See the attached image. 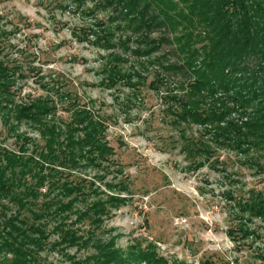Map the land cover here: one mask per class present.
Masks as SVG:
<instances>
[{
  "label": "rangeland",
  "instance_id": "rangeland-1",
  "mask_svg": "<svg viewBox=\"0 0 264 264\" xmlns=\"http://www.w3.org/2000/svg\"><path fill=\"white\" fill-rule=\"evenodd\" d=\"M128 25L121 9L98 0H0L8 97L47 112L10 116V125L0 120V142L15 150L23 144L36 159L40 150L48 154L41 120L60 141L66 131L80 140L59 144L62 163H44L55 168L47 179L78 184L74 211L100 204L97 226L88 219L75 225L129 256L122 264H145L144 252H156L162 264H264V135L245 134L263 116L264 98L246 95L245 73L227 69L236 80L229 92L193 88L207 69L201 57L183 65L167 52L175 44L155 48V38L150 44ZM164 33L159 27L152 35ZM211 108L222 113L213 118L205 112ZM61 252L41 254L51 264H77L95 247Z\"/></svg>",
  "mask_w": 264,
  "mask_h": 264
},
{
  "label": "trees",
  "instance_id": "trees-1",
  "mask_svg": "<svg viewBox=\"0 0 264 264\" xmlns=\"http://www.w3.org/2000/svg\"><path fill=\"white\" fill-rule=\"evenodd\" d=\"M98 1L106 2L107 6H114L116 10L121 9L128 20V27L137 31L138 36L151 38L150 44L155 38V48L164 43L175 44V48L169 47L167 52H175L182 57L183 65L193 63L201 57L200 66H206L207 69L201 72L202 80L200 77L198 81L192 82L193 88H206L208 93L214 94L221 87L227 93L236 81H230L228 72L234 71L241 76L245 73V78L239 80V83L240 88L244 87L242 90H246V95L250 92L253 99L264 98V0ZM159 27L165 35H152ZM10 67L0 62V88L6 95L5 98L0 97V112L4 113L3 116L0 114V120L10 125V116L17 121L34 120L32 114L35 113L39 118L47 113L36 101L25 106L8 97L13 84L8 78ZM246 76L251 78L248 80ZM234 77L237 79V76ZM1 78L5 80L1 81ZM242 90L240 94H243ZM241 99L245 100V95L237 98ZM220 105L226 107L223 103ZM221 111L211 108L205 112L214 118ZM260 115L263 116L248 123L245 134L264 135V113L260 112ZM43 123L45 127L40 128V132L46 137L45 149L48 154L40 150L38 159L27 155L23 144L15 150L0 142V264H51L41 252L50 247L60 252L63 250L61 253L65 254L64 249L69 245L95 247V254L76 262L77 264L128 262L130 257L118 251L112 243L95 241L94 231L87 229L81 232L76 227L75 224L83 219H88L92 225L99 224L100 216L96 215L104 213V209L97 202L73 210L76 198L72 194L77 191L78 184L73 183V180L59 184L53 179L55 168L46 167L44 163L48 160L50 163L60 162L57 155L59 144L76 147L81 142L75 141L68 131L61 134L63 140L60 141L59 133L53 132L46 121L41 120L40 124ZM92 138L96 137H89ZM71 160L73 158L69 161ZM46 168L49 170L48 174L45 172ZM50 174H53V178L47 179ZM46 181L50 185L44 192L42 189L45 188ZM51 186L59 188L61 192L51 191ZM60 194L71 198L66 201ZM73 214L76 215L75 219L72 218ZM53 234L58 238L52 241ZM151 251L153 253L154 249ZM138 259L145 261V264H162V258L156 252L152 255L144 252Z\"/></svg>",
  "mask_w": 264,
  "mask_h": 264
}]
</instances>
